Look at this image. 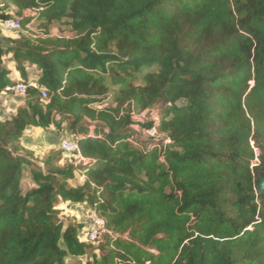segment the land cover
I'll return each mask as SVG.
<instances>
[{"label": "trees", "instance_id": "16d2710c", "mask_svg": "<svg viewBox=\"0 0 264 264\" xmlns=\"http://www.w3.org/2000/svg\"><path fill=\"white\" fill-rule=\"evenodd\" d=\"M10 1L23 28L67 20L76 34L0 28V93L9 61L25 82L36 65L48 90L0 118V264H264V0ZM107 96L115 108L93 106ZM158 103L169 141L139 146L132 114ZM64 125L78 155L52 149L42 166L25 130ZM66 201L104 217L100 253L60 216Z\"/></svg>", "mask_w": 264, "mask_h": 264}, {"label": "rangeland", "instance_id": "374dc122", "mask_svg": "<svg viewBox=\"0 0 264 264\" xmlns=\"http://www.w3.org/2000/svg\"><path fill=\"white\" fill-rule=\"evenodd\" d=\"M3 5V6H1ZM0 7L3 8V10L7 13H9L13 17H19L17 11L18 8L15 6L10 0H0ZM32 11H27L26 14H32ZM3 29V28H2ZM5 30L4 32L8 35L11 36H18L20 32L14 31V30ZM23 33L29 35L31 38L36 39L39 37H45V36H66V37H71L74 36L76 33L75 31L71 28L70 24L67 22V20L63 21H57L53 22L51 24H45L41 23L39 20H33L31 23H29L28 27L23 28ZM3 94L1 93L0 95L2 96L3 99H0V107H2V104H10L13 99H15V94L14 92H7L4 91ZM19 95V94H18ZM0 96V97H1ZM22 96V95H20ZM24 97V96H22ZM93 106L97 109H113L116 107V103L112 102L111 96H107L102 102L95 103ZM164 104L163 103H158L153 108L146 109L142 112L136 111L132 114V120H134V123L129 127L130 131L135 135L136 138L142 140L146 145H154L155 143L159 142L161 139H163L162 136L159 137H152L145 133V130L148 128V126H145V124H149L153 122L155 119V116H160L162 114V109H163ZM14 108L11 107L8 110H4L2 113V116L6 118L10 113L15 112L13 110ZM9 118V117H8ZM6 118V119H8ZM5 120V119H3ZM156 121V120H155ZM85 122L91 125L99 124V125H104L103 123L99 121H94L89 118H85ZM157 122V121H156ZM68 128V126H67ZM65 129V128H64ZM68 130H70L68 128ZM140 143V142H139ZM143 145L142 143L139 144ZM138 146V145H137ZM58 147L54 146H47L44 144H39L36 146L35 151H32L36 154H34L32 157L42 166L44 165V159L50 154V151L52 149H57ZM64 158L67 160L70 159H75L76 155L73 154H64ZM84 177H78L76 180V183H83ZM33 185L31 181V175L29 172H26L24 182H23V188L24 190H28L31 186ZM62 218L66 221V223L71 220L70 218H67L66 215L60 214ZM105 241V238H103L100 242H96L94 246V251L100 253L102 250V242ZM101 249V250H100ZM89 257V256H88ZM84 260H86V255L82 256Z\"/></svg>", "mask_w": 264, "mask_h": 264}, {"label": "crops", "instance_id": "0c3cea01", "mask_svg": "<svg viewBox=\"0 0 264 264\" xmlns=\"http://www.w3.org/2000/svg\"><path fill=\"white\" fill-rule=\"evenodd\" d=\"M0 28L2 29L1 21H0ZM2 31H3V34L7 36H11V35L6 34L4 32L5 30L2 29ZM12 37H16V36H12ZM26 64H27L29 81L38 82L42 74V71L36 65H30L29 63H26ZM8 65L12 69V72L10 74L11 80L15 82L22 80L20 72L16 69L15 62L9 61ZM1 93L6 94L3 91ZM0 99H3L2 96L0 97ZM24 103H25V97L15 94V99H13V101H11L10 104H2L3 106L0 107V118L6 119L10 117L11 115L15 114L17 112L18 107L22 106ZM11 107L14 108L13 110H15V112L10 113L6 118H4L1 112H3L4 110H8ZM70 136H72V132L71 130H68L67 125H64L62 130H59L53 126L47 131L40 127H29L25 130V133L21 141H22V145L25 148L35 151L34 149H36V146L39 144H44L49 147L54 146V147L60 148L62 140ZM133 136L135 137L134 134ZM136 141L146 146V144L142 140L136 138ZM59 210H60V214L66 215L67 218H70L71 220L77 219L80 222H83L85 224H88L93 216V211L91 210V207L87 202L83 204L72 202V201L62 202L60 203ZM87 259H88V256L86 255V260ZM86 260H84L82 256H76V255L69 254L66 258V263L67 264H85Z\"/></svg>", "mask_w": 264, "mask_h": 264}, {"label": "built area", "instance_id": "2783aa9c", "mask_svg": "<svg viewBox=\"0 0 264 264\" xmlns=\"http://www.w3.org/2000/svg\"><path fill=\"white\" fill-rule=\"evenodd\" d=\"M1 27L6 30H14L18 32L23 31L21 21L17 17H9L1 20ZM30 86L40 88L42 96L44 98L48 96L47 88L40 87L39 84L35 81L25 82L24 80H19L14 85L7 86L4 91H10L25 96ZM154 119L158 122L160 116H155ZM155 120L154 123L145 130V133L152 137H159L161 136V132L158 123ZM160 141L168 142L169 139H161ZM61 148L66 154L78 155L79 153V144L77 140H75L72 136L66 137L62 140ZM80 159L83 160L84 158L81 157ZM107 231L108 229L104 217L93 213L90 222L83 228L80 239L82 241L95 244L98 241L99 237Z\"/></svg>", "mask_w": 264, "mask_h": 264}]
</instances>
